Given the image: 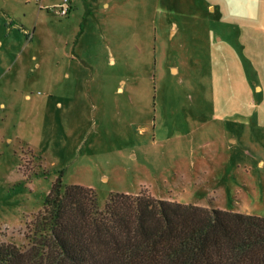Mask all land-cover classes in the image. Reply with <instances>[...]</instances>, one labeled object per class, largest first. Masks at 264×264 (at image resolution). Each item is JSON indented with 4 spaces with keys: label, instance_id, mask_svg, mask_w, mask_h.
<instances>
[{
    "label": "rangeland",
    "instance_id": "1",
    "mask_svg": "<svg viewBox=\"0 0 264 264\" xmlns=\"http://www.w3.org/2000/svg\"><path fill=\"white\" fill-rule=\"evenodd\" d=\"M0 0V242L53 183L264 217V0Z\"/></svg>",
    "mask_w": 264,
    "mask_h": 264
},
{
    "label": "trees",
    "instance_id": "2",
    "mask_svg": "<svg viewBox=\"0 0 264 264\" xmlns=\"http://www.w3.org/2000/svg\"><path fill=\"white\" fill-rule=\"evenodd\" d=\"M27 243L0 242V264H264V217L58 178L28 223Z\"/></svg>",
    "mask_w": 264,
    "mask_h": 264
},
{
    "label": "built area",
    "instance_id": "3",
    "mask_svg": "<svg viewBox=\"0 0 264 264\" xmlns=\"http://www.w3.org/2000/svg\"><path fill=\"white\" fill-rule=\"evenodd\" d=\"M69 11H70L69 0H64V3L61 4L60 7V13L61 15H66L67 13H69Z\"/></svg>",
    "mask_w": 264,
    "mask_h": 264
}]
</instances>
